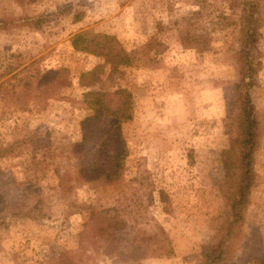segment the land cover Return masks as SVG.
<instances>
[{
  "label": "rangeland",
  "instance_id": "obj_1",
  "mask_svg": "<svg viewBox=\"0 0 264 264\" xmlns=\"http://www.w3.org/2000/svg\"><path fill=\"white\" fill-rule=\"evenodd\" d=\"M205 1L211 18H230L232 25L194 48L181 44L174 23L198 10V0H0V149L6 152L0 157V264L201 263L224 218L220 154L241 113L239 8L235 0ZM259 8L249 106L260 128L255 185L226 264L264 257V0ZM76 34L114 36L129 64L112 72L101 57L73 48ZM96 67L100 81L82 86L81 74ZM59 68L68 70L70 85L40 97L38 75ZM119 88L131 95L132 106V119L122 124L127 155L120 180L72 177L65 193L64 171L95 160V141L86 143L80 159L70 147L81 141L80 123L91 113L83 94ZM150 190L153 202L141 215L163 227L171 255L134 257L133 234L153 230L141 217L106 238L82 237L91 209L120 201L145 206ZM158 190L169 199L167 211Z\"/></svg>",
  "mask_w": 264,
  "mask_h": 264
},
{
  "label": "trees",
  "instance_id": "obj_2",
  "mask_svg": "<svg viewBox=\"0 0 264 264\" xmlns=\"http://www.w3.org/2000/svg\"><path fill=\"white\" fill-rule=\"evenodd\" d=\"M235 1L239 8L235 26H237L239 41L237 62L241 113L234 119L231 126L233 134L230 137L228 148L220 154L224 177L219 190L224 201V218L215 233L213 244L203 253L200 264H226L233 255V243L244 222V210L249 204L250 191L255 185V153L259 144L260 128L249 106L251 104L250 92L255 86L257 73V65L252 57V46L261 27L262 18L259 8L260 0ZM198 8L189 16L174 23V29L178 32L183 46L206 47L212 39L210 32L219 27L232 25L230 18L215 15L211 18L207 1L198 0ZM209 25H212L211 28ZM71 44L75 50L101 57L112 72L120 66L129 64L126 51L114 36L97 34L86 38L82 34H76L72 37ZM25 68L19 72L16 71L13 76L23 73ZM100 71V67H96L89 72L82 73L80 76L82 86H90L99 82L98 73ZM36 80L34 89L36 88L38 95L43 98L52 96L70 85V77L66 68L46 70L39 74ZM2 86L3 82L0 83V88ZM83 103L91 113L80 123L81 141L70 147L73 156L80 159L86 143L95 141V160L90 165H78L73 170L64 171L59 179L65 193L69 192L65 181L72 177L82 182H93L103 178L107 184H114L120 180L124 170L127 148L122 134V124L132 119L131 95L121 88L107 92L90 91L83 94ZM103 119H107L105 125H102ZM5 155V150L0 149V157ZM142 178L141 176L135 177L134 181L141 182ZM152 191L150 190L147 194L145 206H142L141 202L121 204L120 201L107 210L91 209L81 233L82 237L92 235L106 238L115 231L128 228L130 220L136 225L139 224L138 217L146 219V214L141 215V209L146 210L153 202ZM157 194L159 201L164 204L163 210L167 211L169 204L167 195L162 190H158ZM152 219L154 218L145 220L150 223L152 231L143 229L132 236L131 253L134 257L159 258L169 256L173 252L167 233L158 223L151 222ZM246 264H264V257H254Z\"/></svg>",
  "mask_w": 264,
  "mask_h": 264
}]
</instances>
